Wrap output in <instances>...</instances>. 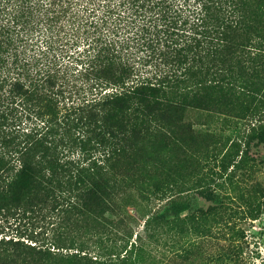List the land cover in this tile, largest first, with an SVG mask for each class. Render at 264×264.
I'll list each match as a JSON object with an SVG mask.
<instances>
[{"label": "trees", "instance_id": "16d2710c", "mask_svg": "<svg viewBox=\"0 0 264 264\" xmlns=\"http://www.w3.org/2000/svg\"><path fill=\"white\" fill-rule=\"evenodd\" d=\"M242 101H264V0H0V233L103 211L107 236L135 147L190 153L220 134L187 115L225 119ZM157 185L161 199L170 187ZM71 243L98 258L86 253L99 244ZM135 246L123 258L143 259Z\"/></svg>", "mask_w": 264, "mask_h": 264}, {"label": "rangeland", "instance_id": "374dc122", "mask_svg": "<svg viewBox=\"0 0 264 264\" xmlns=\"http://www.w3.org/2000/svg\"><path fill=\"white\" fill-rule=\"evenodd\" d=\"M238 107L218 120L191 111L196 128L220 135L198 136L190 153L162 141L135 147L122 170L120 209L105 212L114 220L107 236L97 230L103 211L84 214L66 230L49 219L24 218L0 233L13 241L0 244V264H264V101ZM207 149L215 160L203 156ZM157 184L170 187L161 199L151 194ZM152 213L163 222L145 225ZM174 218L178 225L165 223ZM74 236L99 244L86 253L98 258H76L78 249L68 247ZM128 241L145 250L138 251L143 259H134L136 250L123 258Z\"/></svg>", "mask_w": 264, "mask_h": 264}]
</instances>
